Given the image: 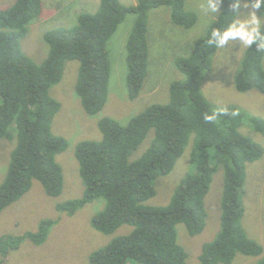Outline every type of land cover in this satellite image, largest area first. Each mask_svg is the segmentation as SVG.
<instances>
[{
    "label": "trees",
    "instance_id": "obj_1",
    "mask_svg": "<svg viewBox=\"0 0 264 264\" xmlns=\"http://www.w3.org/2000/svg\"><path fill=\"white\" fill-rule=\"evenodd\" d=\"M232 2L223 0L221 12L196 40L192 52L175 59L184 78L171 84L168 102L150 105L125 125L105 116L99 121L102 139L77 145L86 189L81 198L58 203V210L73 215L87 203L104 198V208L92 217L93 227L105 234L123 224L133 227L130 233L94 251L89 264H188V253L178 242L177 225L185 223L191 235L204 230L206 197L219 168L224 169L221 229L203 245L202 264H231L239 253L263 252L262 245L249 238L241 224L247 164L262 156L263 146L241 130L247 115L238 106L221 107L227 115L205 120L216 111L202 90V80L217 50L207 41L213 29H224L237 19V14L230 12ZM159 6L171 8L176 25L190 28L197 22L198 15L186 8V0H137L134 5L101 0L95 12L80 13L75 25L45 32L50 52L42 62L24 51L22 39L31 20L42 15L43 0H16L0 10V138L16 140L6 179L0 185V214L30 190L33 179L39 180L50 196L63 190L57 155L68 147V140L52 132L61 104L50 91L63 77L66 62H80L76 91L86 112L99 113L107 101L111 76L108 41L133 13L126 58L128 96L135 100L148 71L149 11ZM263 59L264 50H257L255 43L246 50L236 77L238 91L256 88L264 93ZM249 121L248 126L264 136V118L253 115ZM152 131L149 147L132 158ZM194 134L193 167L180 180L170 202L164 206L146 204L157 192L156 180L173 171ZM53 225L52 219H44L36 232L0 238V264L24 239L41 245ZM256 264H264V259Z\"/></svg>",
    "mask_w": 264,
    "mask_h": 264
},
{
    "label": "rangeland",
    "instance_id": "obj_2",
    "mask_svg": "<svg viewBox=\"0 0 264 264\" xmlns=\"http://www.w3.org/2000/svg\"><path fill=\"white\" fill-rule=\"evenodd\" d=\"M15 1L0 0V10L10 7ZM100 1L43 0L42 15L31 20L22 39L24 51L36 62H42L50 52V44L44 38L45 32L57 27L75 25L80 13L95 12L100 6ZM120 1L125 5H134L137 2ZM205 5L206 0H186V8L198 15L197 22L190 28L173 23L171 8L168 6H159L149 11L148 71L142 91L135 100L128 96L126 58V43L135 22L133 13L126 16L108 41L111 76L107 101L99 113L86 112L76 91L80 62L77 59L66 62L63 77L50 91L61 104L52 122V132L68 140V147L57 155V161L63 170V190L58 196H50L45 192L41 182L33 179L30 190L0 214V238L36 232L44 219H52L54 225L41 245L24 239L17 249L8 251L1 264H89L94 251L108 245L115 237L132 231L133 227L129 224L119 226L110 234L93 227L92 217L104 208V198L87 203L73 215L59 211L57 204L84 195L86 186L80 174L76 148L82 141L102 139L99 127L101 118L109 116L125 125L133 116L150 105L170 100L171 84L184 78L183 73L176 67L175 59L188 56L192 52L196 40L206 33L218 15L207 12ZM221 8L222 4L220 10ZM248 11L241 9V13ZM257 14L264 17L261 9ZM244 18V15H237V19ZM246 50L240 48L238 41L217 49L212 55L210 69L202 80V90L215 110L225 106L241 108L247 115L241 130L261 143L264 150V136L253 130L252 125L248 126L249 117L256 115L264 118V93L256 88L240 92L236 87V77ZM153 136L152 131L132 158L139 157L149 147ZM196 141L197 137L194 134L173 171L156 180L157 192L146 201V204L164 206L170 202L180 180L193 167L192 148ZM15 146V139L0 138V185L6 179ZM223 186L224 169L219 168L213 175L211 188L206 197L208 217L201 233L191 235L185 223L177 225L178 242L188 253V264H202L203 245L213 240L221 229ZM241 199L244 208L242 228L249 238L262 245L263 252L260 255L239 253L231 264H256L264 259V151L260 158L247 164V177ZM1 255L0 252V259Z\"/></svg>",
    "mask_w": 264,
    "mask_h": 264
},
{
    "label": "clouds",
    "instance_id": "obj_3",
    "mask_svg": "<svg viewBox=\"0 0 264 264\" xmlns=\"http://www.w3.org/2000/svg\"><path fill=\"white\" fill-rule=\"evenodd\" d=\"M223 0H206L205 9L210 13L221 12L220 6ZM231 11L237 15H244V19H234L224 29H213L207 43L217 49L224 48L230 42L238 41L240 48L248 49L254 43L257 50H264V17L258 16V10L264 8V0H234L230 5ZM248 9L247 13H241V9ZM226 109H218L206 115L205 120L215 121L221 115H227ZM232 115H238L233 112Z\"/></svg>",
    "mask_w": 264,
    "mask_h": 264
}]
</instances>
